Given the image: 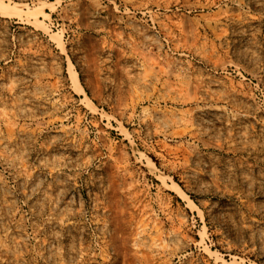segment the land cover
I'll return each mask as SVG.
<instances>
[{"label":"rangeland","instance_id":"1","mask_svg":"<svg viewBox=\"0 0 264 264\" xmlns=\"http://www.w3.org/2000/svg\"><path fill=\"white\" fill-rule=\"evenodd\" d=\"M1 2L0 264H264V0Z\"/></svg>","mask_w":264,"mask_h":264},{"label":"bare ground","instance_id":"2","mask_svg":"<svg viewBox=\"0 0 264 264\" xmlns=\"http://www.w3.org/2000/svg\"><path fill=\"white\" fill-rule=\"evenodd\" d=\"M0 4H1L3 10H6V9L10 8V6L8 4H5L3 2H1ZM73 76H74V78L76 80L77 87L79 88L80 91H83L82 86L78 83V77H77V74L75 72L73 73Z\"/></svg>","mask_w":264,"mask_h":264}]
</instances>
